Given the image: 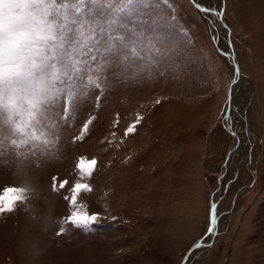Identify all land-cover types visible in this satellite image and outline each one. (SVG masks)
Here are the masks:
<instances>
[{"label": "rangeland", "instance_id": "1", "mask_svg": "<svg viewBox=\"0 0 264 264\" xmlns=\"http://www.w3.org/2000/svg\"><path fill=\"white\" fill-rule=\"evenodd\" d=\"M197 1L68 0L87 55L45 139L0 140V264H264V0Z\"/></svg>", "mask_w": 264, "mask_h": 264}, {"label": "clouds", "instance_id": "2", "mask_svg": "<svg viewBox=\"0 0 264 264\" xmlns=\"http://www.w3.org/2000/svg\"><path fill=\"white\" fill-rule=\"evenodd\" d=\"M69 7L68 0H0V128L17 150L49 133V106L59 92L53 60L75 63L87 55L89 40L73 32ZM22 188L24 203L32 189ZM59 223L70 231L68 221Z\"/></svg>", "mask_w": 264, "mask_h": 264}, {"label": "snow or ice", "instance_id": "3", "mask_svg": "<svg viewBox=\"0 0 264 264\" xmlns=\"http://www.w3.org/2000/svg\"><path fill=\"white\" fill-rule=\"evenodd\" d=\"M206 12H211V9H205ZM99 47V44H98ZM100 52H101V56L104 57L105 54L107 55H113V45L111 44H107L104 45L103 47L100 48ZM150 63L157 65L158 66V61L156 60H150ZM157 103H160V101L158 100ZM233 136H235V133H232ZM3 139V129L0 128V140ZM23 191V190H21ZM22 198L21 196L17 197V201L20 200ZM15 202L13 203L12 206H10L9 208L5 209L6 211H12L14 208ZM212 209L216 208V205L213 204L211 205ZM98 220L97 216H93L87 212L81 213V212H77L74 213L71 217V222L75 223L78 226L83 227L85 230H89L91 228V226Z\"/></svg>", "mask_w": 264, "mask_h": 264}, {"label": "bare ground", "instance_id": "4", "mask_svg": "<svg viewBox=\"0 0 264 264\" xmlns=\"http://www.w3.org/2000/svg\"><path fill=\"white\" fill-rule=\"evenodd\" d=\"M199 1H200V0H198L197 2H199ZM207 13H208V15H209V14H210V15H214L215 18H219L218 23L220 22L222 25L225 26V21H223V18L220 17L221 15H219V13H215V12H213V11H211V12H207ZM233 59H234V58H233ZM234 60H235V59H234ZM232 68H233V75H234V85H233V88H234V90H235V89L238 87V85H239V82H238V79H239V73L237 72V69H236V65H235V63L232 65ZM231 112H232V110H231ZM230 117H232V116H230ZM239 142H240L239 138H236V141H235V143H234V147H236L237 144H238ZM235 152H236V150H235V148H234V150L232 151V154H231V155H233ZM219 183H220V179H219V181H218V184H219ZM214 233H215V229L213 228V229L211 230L210 234H209V238H208V240L203 241V245H202V246H204V247H207V246H208V242H210V240L213 238ZM202 246H201V247H202ZM197 251H198V249L195 250V251L191 254L190 257H194L195 254L197 253ZM189 260H190V259H189Z\"/></svg>", "mask_w": 264, "mask_h": 264}, {"label": "water", "instance_id": "5", "mask_svg": "<svg viewBox=\"0 0 264 264\" xmlns=\"http://www.w3.org/2000/svg\"><path fill=\"white\" fill-rule=\"evenodd\" d=\"M195 3V2H194ZM198 5V4H197ZM198 7L200 8V9H202L203 11H205V9H207V8H204V7H202V6H199L198 5ZM213 12H215V11H213ZM237 72L239 73V69L237 68ZM216 210H217V206H216V208L215 209H213V224H215V221H216ZM203 245V241H201V242H199V243H197L191 250H190V253H189V255H191L195 250H197L199 247H201ZM188 255V256H189Z\"/></svg>", "mask_w": 264, "mask_h": 264}, {"label": "crops", "instance_id": "6", "mask_svg": "<svg viewBox=\"0 0 264 264\" xmlns=\"http://www.w3.org/2000/svg\"><path fill=\"white\" fill-rule=\"evenodd\" d=\"M206 260H207V258L206 259L201 258V259H199L198 263H200V264H214L216 262L215 257L210 258L207 262H206ZM198 263L196 262L195 264H198Z\"/></svg>", "mask_w": 264, "mask_h": 264}]
</instances>
